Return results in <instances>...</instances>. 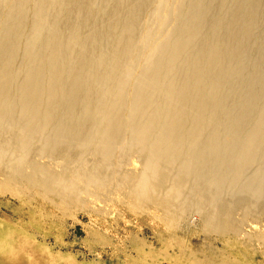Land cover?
Segmentation results:
<instances>
[{"label": "bare ground", "instance_id": "6f19581e", "mask_svg": "<svg viewBox=\"0 0 264 264\" xmlns=\"http://www.w3.org/2000/svg\"><path fill=\"white\" fill-rule=\"evenodd\" d=\"M47 212L187 264L264 250V0H0V264H81Z\"/></svg>", "mask_w": 264, "mask_h": 264}, {"label": "rangeland", "instance_id": "374dc122", "mask_svg": "<svg viewBox=\"0 0 264 264\" xmlns=\"http://www.w3.org/2000/svg\"><path fill=\"white\" fill-rule=\"evenodd\" d=\"M42 209L43 208L41 207V210ZM44 214L43 216L41 215V220L39 219L40 221L39 229L41 232H44V233H41V243L45 247H49V248L53 247L52 249L53 252L65 254L67 257H70V258L73 256H76L77 261L81 264H125V263L126 264H180L181 262H182L181 264H187L186 261L184 263V260L180 258V254L177 251V249H174V247L171 248L166 245L164 246L163 244H160V242L158 243L156 242L158 241L157 239L159 237L157 236H159V230L161 228L156 227L157 229H154L147 222H143L141 223V225L135 222L136 224L130 227L132 229L125 230L123 222L120 223V227H116V223L112 221L111 222L112 223L111 227L113 226L112 230L106 233L109 235L111 233V235L107 236V235H103V233H100L96 235V237H98V240L100 242L96 241L97 243H93L89 241L87 237V231L85 230V226L87 225V223L89 224L90 222L89 215H87L86 213L79 212V214L75 216V219H67L66 224L64 225L63 228L59 226L58 222H56L58 221V219L55 218L54 215L51 214V212H47ZM127 217L129 218L130 216L128 215ZM237 217L240 218V212H237ZM44 218L45 220L46 219L47 220L45 221ZM97 221L99 222L100 220L97 219ZM262 222L264 224V218L262 219L261 223ZM106 225L108 226V228L110 227V219L106 223ZM43 236L45 239L43 238ZM127 236L128 237L132 236L133 238H136V240L143 241L144 243H146L149 246V248L148 249L146 248V250L144 251L146 255H148V257L146 255L137 256L135 254V259H132V258L130 259L128 256H126V255H130L128 251H125L129 249H125V246H124V244L126 243L125 241H128ZM137 237L139 239H137ZM108 240L110 242H108ZM197 240L193 239V242L191 243V245L194 244L196 246L197 243L200 240H202V238L197 235ZM55 241H64L68 245L67 249H60V247L58 249L57 246L55 245ZM111 242L113 244H110ZM216 243H217V246L221 247L220 242H216ZM158 244H160L161 246H159ZM248 245L246 246L241 245V246L233 247L234 251H232L233 254H231L233 255L231 256L233 257V261L237 264L238 263L240 264H264V250L263 249L261 250L254 243L252 245L250 244ZM106 246L107 247L109 246V247L107 248ZM89 247H92V249ZM158 248H160L162 251H158L160 250ZM122 250H124L125 252ZM131 254L133 255V253ZM130 257H133V256L130 255ZM125 261H128V262H125Z\"/></svg>", "mask_w": 264, "mask_h": 264}]
</instances>
